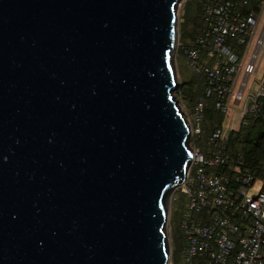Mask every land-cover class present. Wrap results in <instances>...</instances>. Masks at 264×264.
<instances>
[{"label": "water", "instance_id": "95a60500", "mask_svg": "<svg viewBox=\"0 0 264 264\" xmlns=\"http://www.w3.org/2000/svg\"><path fill=\"white\" fill-rule=\"evenodd\" d=\"M180 2L0 0V264H169Z\"/></svg>", "mask_w": 264, "mask_h": 264}, {"label": "built area", "instance_id": "2783aa9c", "mask_svg": "<svg viewBox=\"0 0 264 264\" xmlns=\"http://www.w3.org/2000/svg\"><path fill=\"white\" fill-rule=\"evenodd\" d=\"M196 1L201 26L194 46L177 43L174 54L181 48L188 68L205 79L192 112L182 111L192 157L170 200L177 201L176 193L185 198L179 225L183 263L264 264V167L252 172L238 157L231 186L229 177L216 173L230 163L227 134L234 136L245 117L264 125V0ZM208 98L224 123L212 126L202 153L198 143Z\"/></svg>", "mask_w": 264, "mask_h": 264}, {"label": "trees", "instance_id": "16d2710c", "mask_svg": "<svg viewBox=\"0 0 264 264\" xmlns=\"http://www.w3.org/2000/svg\"><path fill=\"white\" fill-rule=\"evenodd\" d=\"M190 1L191 5L182 8L179 12L178 38L179 47H193L196 30L201 26V16L199 4L196 0ZM177 49V55L174 57V64L178 74V85L175 90V98L182 110L191 113L197 100L201 97L205 88V79L202 76L195 75L185 64L181 48ZM214 99L206 100L207 108L204 111V121L202 123V135L198 143L199 151L204 153L208 148L207 137L213 125L221 128L224 123V114L215 108ZM226 153L230 163L227 167L216 171L221 177H229L230 186L235 183L234 166L238 157L244 165L252 172L258 173L264 167V125L259 121L251 120L245 117L237 133L232 136L227 134ZM206 154V153H205ZM177 201L170 206L169 223L170 232V262L171 264H184L182 258L183 236L180 230V220L185 209L184 196H177Z\"/></svg>", "mask_w": 264, "mask_h": 264}, {"label": "rangeland", "instance_id": "374dc122", "mask_svg": "<svg viewBox=\"0 0 264 264\" xmlns=\"http://www.w3.org/2000/svg\"><path fill=\"white\" fill-rule=\"evenodd\" d=\"M183 4L185 5L184 7H188V6H190L191 5V3H190V1H185V0H181V2H180V5H179V7H178V15H179V12H180V9L182 8V6H183ZM178 22H179V19H178ZM177 36H178V33H177ZM176 67V66H175ZM176 69V68H175ZM176 76H177V79H178V74H177V70H176ZM175 94V92H173V95ZM178 102V101H177ZM181 108V110L183 109V107H180ZM183 111V110H182ZM183 196L181 193H177V196ZM171 195H172V193L169 195V197H168V201H167V204H166V206H167V213H168V217H167V236H168V241H169V247H170V232H171V225H170V223H169V216H170V206H171V204H170V200H171ZM170 250H171V248H170ZM169 264H171V262H169Z\"/></svg>", "mask_w": 264, "mask_h": 264}]
</instances>
